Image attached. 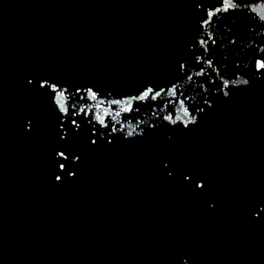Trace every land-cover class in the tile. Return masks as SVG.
<instances>
[{"label":"water","instance_id":"obj_1","mask_svg":"<svg viewBox=\"0 0 264 264\" xmlns=\"http://www.w3.org/2000/svg\"><path fill=\"white\" fill-rule=\"evenodd\" d=\"M261 64L264 0H0V264H264Z\"/></svg>","mask_w":264,"mask_h":264},{"label":"snow or ice","instance_id":"obj_2","mask_svg":"<svg viewBox=\"0 0 264 264\" xmlns=\"http://www.w3.org/2000/svg\"><path fill=\"white\" fill-rule=\"evenodd\" d=\"M231 6H232V5H227L226 8H225V10H227V7H231ZM181 67H182V66H181ZM260 67H261V68H264V64H261ZM45 85H47V86L51 89L52 92H57V93L59 92V93H61V103H62V99H63L62 94H63V92H64L66 89H62V88H60V90L58 91V90H57V87H56V86H57L56 83H50V82L47 81V80H43V81H41V85H40V86H41V87H44ZM173 88H175V85L173 86ZM147 89H149V91H144V92H143V95H141V96L139 97V99L143 100V99H145L146 97H148L149 93L152 91V88H151V87H147ZM86 90H88V89H86ZM77 91H79V89H77ZM159 95H160V93H159V92H156L155 95H153L152 99H154L156 96H159ZM225 95H227V93H225ZM93 98H95V95H93ZM73 107H75V106H73ZM60 110H61V112H65V113H67V111H68L67 108H62V109H60ZM81 111H83V109H81ZM73 115H75V113H73ZM72 123L75 125L77 122H76V120H73ZM173 123H175V121H173ZM112 131H116V128L113 127ZM93 143H95V141H93ZM58 155H59L60 157H64L65 159H67V157L65 156V153H64L63 151L59 152ZM60 168H61V169H64V168H65V165H64V164H60ZM56 179H57V180H60L61 177L57 176Z\"/></svg>","mask_w":264,"mask_h":264},{"label":"clouds","instance_id":"obj_3","mask_svg":"<svg viewBox=\"0 0 264 264\" xmlns=\"http://www.w3.org/2000/svg\"><path fill=\"white\" fill-rule=\"evenodd\" d=\"M91 87H89L88 88V90L91 92ZM93 95H96L95 93H92V96ZM133 99H136V96H131ZM112 103H119V101L118 100H113V101H111ZM131 106L129 105V108H130ZM105 111H107V110H105ZM195 122V118L193 119V121H192V123H194ZM185 126H187V124H184ZM114 132V131H113Z\"/></svg>","mask_w":264,"mask_h":264}]
</instances>
